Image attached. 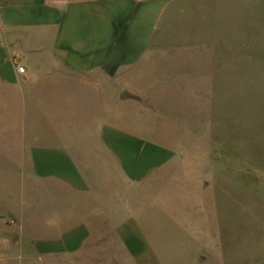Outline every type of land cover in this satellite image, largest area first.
I'll use <instances>...</instances> for the list:
<instances>
[{"label":"crops","instance_id":"obj_1","mask_svg":"<svg viewBox=\"0 0 264 264\" xmlns=\"http://www.w3.org/2000/svg\"><path fill=\"white\" fill-rule=\"evenodd\" d=\"M256 9L264 28V3ZM167 10L168 0H0V171L16 174L15 194L0 199V264H119L120 252L127 264H164L147 238L152 195L137 189L176 152L137 130L134 94L168 90L143 69ZM210 66L193 69L197 90H215ZM161 204L182 221L177 235L192 237L177 248L196 253L192 264L205 251L221 261L233 237L249 235L217 202L208 212L194 202L187 215L182 197ZM258 232L263 254L248 263L241 248L235 264H264Z\"/></svg>","mask_w":264,"mask_h":264},{"label":"rangeland","instance_id":"obj_2","mask_svg":"<svg viewBox=\"0 0 264 264\" xmlns=\"http://www.w3.org/2000/svg\"><path fill=\"white\" fill-rule=\"evenodd\" d=\"M259 3L264 0H168L154 30L143 69L152 73L157 89L168 90L134 94L137 130L173 148L176 158L154 170L147 178L151 187L138 188L137 194L152 195L147 238L154 259L164 264H192L198 257L178 251L191 245L192 237L177 235L182 221L170 219L163 198L174 202L182 197L186 215L194 202L204 212L217 202V213L232 219L227 222L232 229H250L242 245L240 237L237 242L233 237L229 251L218 254L221 261H211L205 251L195 264H222V259L238 263L245 258L241 248L250 251L253 261L248 263L263 254L256 243L258 229L264 228V28L257 21ZM209 64L217 71L215 90L208 81L197 90L193 69ZM121 110L128 113V108ZM15 176L0 171V199L15 194ZM246 213L248 219L242 220ZM111 242L106 238L107 248ZM128 260L120 252L119 264Z\"/></svg>","mask_w":264,"mask_h":264},{"label":"built area","instance_id":"obj_3","mask_svg":"<svg viewBox=\"0 0 264 264\" xmlns=\"http://www.w3.org/2000/svg\"><path fill=\"white\" fill-rule=\"evenodd\" d=\"M16 69H17L18 72H23V70H24L22 66H17Z\"/></svg>","mask_w":264,"mask_h":264}]
</instances>
